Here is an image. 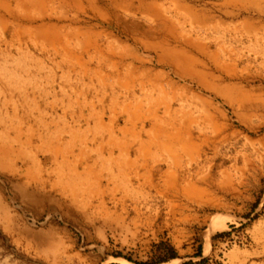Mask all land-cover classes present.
I'll return each instance as SVG.
<instances>
[{"label":"rangeland","instance_id":"rangeland-1","mask_svg":"<svg viewBox=\"0 0 264 264\" xmlns=\"http://www.w3.org/2000/svg\"><path fill=\"white\" fill-rule=\"evenodd\" d=\"M144 76L181 195L90 175L68 114ZM125 262L264 264V0H0V264Z\"/></svg>","mask_w":264,"mask_h":264},{"label":"crops","instance_id":"crops-1","mask_svg":"<svg viewBox=\"0 0 264 264\" xmlns=\"http://www.w3.org/2000/svg\"><path fill=\"white\" fill-rule=\"evenodd\" d=\"M142 83L140 92L129 93L128 95L117 92L100 95L99 93H91L90 90L83 89L77 95L76 101L73 100V103H68V114H76L80 120H83V123L75 130L82 133L83 138H85V143L82 144V147L85 148L84 151H87L91 163L97 160L96 169L98 172L102 170V162L109 157L108 149L113 150L116 161L127 158L131 161H136L138 166H140L134 171L124 168L123 171L127 173L123 174L119 173L118 168H114L113 174L104 172L102 176L98 177L99 179L105 178L107 174L109 175L108 179H112L113 175H116L117 179H146L153 181L152 188H158L163 194L170 193L171 190H166L164 186L161 188L156 187L154 184L157 179L163 180L164 173L168 169H164L160 165L169 161L164 160L163 156L165 154L167 156L170 155L166 151V147H163L161 143L156 145L150 140L151 122L153 120L149 118L151 116L149 112L151 104L146 101L149 95L155 98H164L165 96L163 92L159 93L160 91L157 92V95L155 91H149L150 86L154 84L152 78L150 79L146 76ZM73 96L70 98L73 99ZM138 100L142 102L146 109V114L143 118L140 117L141 119L134 112ZM160 107L161 111L162 106ZM98 123L102 124V127L96 129ZM125 131H128V135L124 134L126 133ZM111 134L114 138H111ZM102 146L104 150L100 152ZM94 179H97V177Z\"/></svg>","mask_w":264,"mask_h":264},{"label":"bare ground","instance_id":"bare-ground-1","mask_svg":"<svg viewBox=\"0 0 264 264\" xmlns=\"http://www.w3.org/2000/svg\"><path fill=\"white\" fill-rule=\"evenodd\" d=\"M170 88L172 89L173 85H171ZM155 117L158 118V115H155ZM169 120L170 121H169L168 127H166V129H161V128L159 129L158 127L155 128L154 133H156V137H154V139H152L151 142H153V144H156V145H160V143H161L163 145V147H166V151H167V149H168V151H171L175 145L180 144V142L183 141L184 136L188 135V137L190 138V142H192V143L189 144L190 147H187V149L188 148H192V146L195 145L194 144V140L195 139H194L193 134H191V130L190 129H186V130L182 131V130H180V128H177V124H175V121L173 120L172 117ZM161 138L163 139V142L159 141ZM120 142H122V141H120ZM169 147H170V149H169ZM103 150L104 149H101V151H103ZM192 150H194V149H192ZM110 155H111V157H109L108 158L109 160H107V168L110 169V170L114 166L122 169L121 172H123L124 168H127L128 170H135V169H138L140 167V166H138L136 161H131L130 159H127V158L124 159V162H121L120 159L116 161V159L113 156L114 154L110 153ZM96 165H97V162H95L94 165L91 166V171L89 170L90 175H95V172H93V170H94V166H96ZM174 174L171 175L169 173H165V177L168 179V181H166L167 185H166L165 188L168 191L172 190V191L179 192L180 188L177 185L178 179L175 178ZM181 192H183V191H181ZM125 263L126 264H130V263H127V262H125Z\"/></svg>","mask_w":264,"mask_h":264},{"label":"trees","instance_id":"trees-1","mask_svg":"<svg viewBox=\"0 0 264 264\" xmlns=\"http://www.w3.org/2000/svg\"><path fill=\"white\" fill-rule=\"evenodd\" d=\"M172 252H174V251H172ZM175 257V254H173V258Z\"/></svg>","mask_w":264,"mask_h":264}]
</instances>
